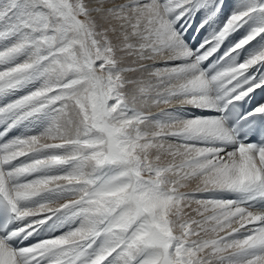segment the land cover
<instances>
[{
    "label": "snow or ice",
    "instance_id": "obj_1",
    "mask_svg": "<svg viewBox=\"0 0 264 264\" xmlns=\"http://www.w3.org/2000/svg\"><path fill=\"white\" fill-rule=\"evenodd\" d=\"M222 5L0 0V264H264V103L229 123L264 89V0L196 49L176 26Z\"/></svg>",
    "mask_w": 264,
    "mask_h": 264
},
{
    "label": "bare ground",
    "instance_id": "obj_2",
    "mask_svg": "<svg viewBox=\"0 0 264 264\" xmlns=\"http://www.w3.org/2000/svg\"><path fill=\"white\" fill-rule=\"evenodd\" d=\"M238 3H240V2H238ZM236 6H237V4L232 6V8H235ZM195 15H197V14H195ZM204 19H205L204 16L203 17L202 16L190 17L188 15L186 17L181 18V20L177 22V25H176L177 28H179L181 31H183L184 40L189 45V47H191L192 49H196L197 47H199V45L212 33V31L214 29H216V28H214L215 25H214V27L212 26L214 28L212 30L209 28V26L207 24L203 28H199V30H198V27H199L201 21ZM226 19H227V17L225 16V18L222 19L221 22H219L220 23L219 27L222 26L224 20H226ZM242 34L243 33H240L238 35L239 37L237 36L238 38H236L234 40L231 38L230 40L226 41L221 46V49H219L217 53L213 54L212 57H209V59L202 64V67L207 69L209 64H213L214 61L218 60L219 56L223 55L224 50H226L227 47L231 46L232 43H234L236 40H238L240 38V35H242ZM238 59H243V55L241 57H238ZM249 95H250V97L255 99L256 104L264 103V89H256L254 93H250ZM182 114L183 115H193V116H212V115H218L219 113H217L215 111H206V110H201V109H197V108H188L186 110H183ZM20 131H22V130H14L13 131L14 135L19 134ZM229 198H231V197H229ZM42 238H44V234H41L39 236L34 235L33 237H30L29 239L23 241V244L26 245V244L34 243L36 240L42 239Z\"/></svg>",
    "mask_w": 264,
    "mask_h": 264
},
{
    "label": "rangeland",
    "instance_id": "obj_3",
    "mask_svg": "<svg viewBox=\"0 0 264 264\" xmlns=\"http://www.w3.org/2000/svg\"><path fill=\"white\" fill-rule=\"evenodd\" d=\"M240 2V0H223V5H222V8H221V10L216 14V16H215V18H214V23L212 22V21H210L209 23H208V26H209V28L210 29H214V28H216L215 30H218V28H219V25H220V23L219 22H221V20L222 19H224L225 18V16L227 17V15L229 14V13H231L232 11H233V9L234 8H232V6H234V5H236V4H238V2ZM195 14H197V15H195ZM195 14H192V15H189L190 17H192V16H194V17H199V16H204V18L206 17V15H207V13H206V11L203 9V8H201L199 11H197ZM207 25V24H206ZM214 25H215V27H214ZM214 28H213V27ZM218 27V28H217ZM240 33H233V35H232V39L234 40V39H236V38H238ZM238 36V37H237Z\"/></svg>",
    "mask_w": 264,
    "mask_h": 264
}]
</instances>
